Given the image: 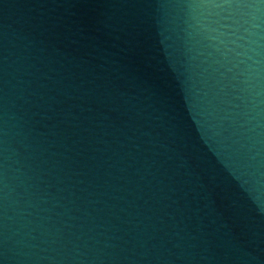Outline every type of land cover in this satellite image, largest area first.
Returning a JSON list of instances; mask_svg holds the SVG:
<instances>
[{
	"label": "water",
	"instance_id": "obj_1",
	"mask_svg": "<svg viewBox=\"0 0 264 264\" xmlns=\"http://www.w3.org/2000/svg\"><path fill=\"white\" fill-rule=\"evenodd\" d=\"M0 264H264V0H0Z\"/></svg>",
	"mask_w": 264,
	"mask_h": 264
}]
</instances>
